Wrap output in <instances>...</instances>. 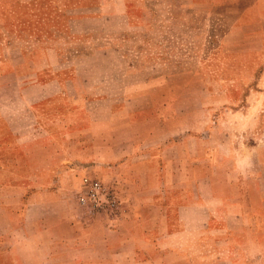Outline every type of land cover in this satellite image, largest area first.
Segmentation results:
<instances>
[{
    "label": "rangeland",
    "instance_id": "1",
    "mask_svg": "<svg viewBox=\"0 0 264 264\" xmlns=\"http://www.w3.org/2000/svg\"><path fill=\"white\" fill-rule=\"evenodd\" d=\"M123 1L0 0V188L21 187L22 204L31 192L71 199L82 178L93 176L129 207V196L120 197L103 164L74 166L63 157L67 151L60 153L55 146L51 133L39 128V120L30 117L22 124L32 108L52 104L38 101L31 107L20 98L25 86L37 77L66 79L79 73L81 92L75 100L91 112L100 137L143 136L148 121L160 140L171 134L190 144L193 195L185 192L184 172L178 171L172 183L175 192L163 201L155 191L144 207L156 220L168 209L167 226L157 236L174 239L160 243L162 250L170 251L162 264H264V218L255 217V211L248 217L236 211L238 205L254 206L252 210L264 205V81H246L254 66L247 54L259 43L244 37L250 27L236 24L250 0ZM14 68L17 72L6 75ZM161 76L172 77L162 82ZM144 90L150 94H142ZM242 106L249 110L236 112ZM120 107L129 113L149 107L158 112L151 120L152 113L135 115L133 121L120 116ZM187 113L192 114V130L185 121ZM130 122L136 124L133 129L126 126ZM4 123L16 129L22 146L12 145ZM249 145L257 151L248 152ZM175 159L178 168L185 165L180 152ZM159 181L155 186L164 187ZM129 188L124 183V189ZM6 192L0 191V196ZM48 200L53 206L52 198ZM185 203L198 209L184 214L191 226L184 227L182 221L181 227L185 217L177 216L176 207Z\"/></svg>",
    "mask_w": 264,
    "mask_h": 264
},
{
    "label": "crops",
    "instance_id": "2",
    "mask_svg": "<svg viewBox=\"0 0 264 264\" xmlns=\"http://www.w3.org/2000/svg\"><path fill=\"white\" fill-rule=\"evenodd\" d=\"M123 2L125 3V0ZM77 22L78 20L74 23ZM236 24L241 29L250 27L251 33L244 34V37H251L252 42L259 43L256 48L249 47L251 49L249 51L252 52L248 53L247 57L253 59L254 66L251 69L252 73L250 72L252 78L246 81L261 83L264 81V39L261 38L264 35V0H250L248 5L243 6L237 15ZM13 72H17L16 68L6 75L10 76ZM35 75L37 77L38 73L35 72ZM1 76L0 73V78ZM16 76L20 75L17 73ZM171 77L161 76V81H170ZM78 78L81 79L79 73L66 79L61 76L37 77L33 83L25 86V95L20 98L30 101L31 107L38 101L52 100L49 101L52 104L41 110L32 108L33 111L25 114L22 124H27V118L30 117L39 120V128L48 134L51 133L50 137L56 143L55 146L60 148V153L67 151L63 157L74 166L84 162L103 164L107 178L116 185L120 197L126 199L123 193L129 196L126 199L129 205L127 214L121 223L109 228L101 217L91 222L79 220L75 216L73 197L63 199L58 194L55 197L48 194L47 197L46 191L31 192L22 204L18 201L20 200L18 194L22 192L21 187L8 185L6 188H0V191L9 192L0 196V231L8 230L7 235L0 234V264H162L170 257V251H166L165 248L162 250L159 247L160 243L174 239L171 235L157 236L161 228L167 226L168 209L166 208L164 218L156 220L151 216L149 209L144 207L146 202L153 199L155 191L163 201L175 192L172 191V188L175 189L172 183H175L178 171L184 172L185 192L188 196L193 195V172L190 166L193 156L190 144L187 138L176 141L171 134H166L160 140L156 127L147 124L148 121L143 124L149 125L143 136L127 133L124 137L121 135L114 138L112 134L100 137L99 128L90 118L91 112L83 110L81 102L75 100L79 98L81 92L77 86ZM238 81L240 80L236 77V82ZM32 91L39 92L38 96ZM146 92L150 94L149 90H144L142 94ZM95 97L106 99V96ZM155 108L149 107L139 110L142 111L139 113H129L120 107L117 112H120V116L133 121L136 120L132 118L135 115L152 113L153 116L149 115L148 118L151 120L158 112ZM248 110L246 106H242L236 112L243 114ZM185 121L189 130L194 129L191 126L193 121L191 113L186 114ZM12 123L16 125L17 122ZM134 125L136 124L132 122L126 124L128 129L130 127L133 129ZM4 127L10 135L12 134V145L22 146L19 136L14 132L16 129L10 124L8 127L5 123ZM197 130L203 131L204 126L197 125ZM1 139H4L2 135L0 141ZM45 144L42 143L43 146ZM32 145L26 144L29 147ZM252 148L255 149L256 146L249 145L248 152H251ZM176 151L180 152V157H184L185 165L179 168L176 166V159L174 160ZM60 153L57 157H62ZM187 163H190L188 167ZM157 180H160L158 185L161 183L165 186H155ZM124 183L130 184L132 190L124 189ZM197 185H200V182ZM262 185L264 187V183ZM200 188L202 189V186ZM73 190L74 193L76 189ZM195 190L198 193V187H195ZM260 196L263 197L264 193H260ZM49 198L54 201L53 206H50ZM261 199V203H264L263 198ZM236 208L240 216L248 217L249 213L255 211V217L264 218V205L258 206L256 210H252L254 206L250 208L238 205ZM194 209L198 208L193 203H185L176 207V213L182 217ZM184 217L185 221L180 220L181 227L182 221L184 227L191 226L186 215ZM35 259H39V262Z\"/></svg>",
    "mask_w": 264,
    "mask_h": 264
},
{
    "label": "built area",
    "instance_id": "3",
    "mask_svg": "<svg viewBox=\"0 0 264 264\" xmlns=\"http://www.w3.org/2000/svg\"><path fill=\"white\" fill-rule=\"evenodd\" d=\"M73 199L75 216L79 220L91 222L101 217L109 228L121 223L128 211V206L119 198L117 192L93 176L82 178Z\"/></svg>",
    "mask_w": 264,
    "mask_h": 264
}]
</instances>
